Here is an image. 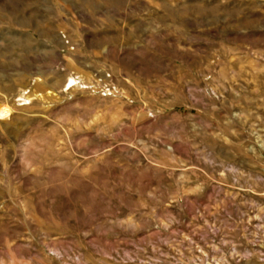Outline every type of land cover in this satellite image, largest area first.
I'll list each match as a JSON object with an SVG mask.
<instances>
[{
	"label": "rangeland",
	"instance_id": "374dc122",
	"mask_svg": "<svg viewBox=\"0 0 264 264\" xmlns=\"http://www.w3.org/2000/svg\"><path fill=\"white\" fill-rule=\"evenodd\" d=\"M0 105V264H264V0H0Z\"/></svg>",
	"mask_w": 264,
	"mask_h": 264
},
{
	"label": "bare ground",
	"instance_id": "6f19581e",
	"mask_svg": "<svg viewBox=\"0 0 264 264\" xmlns=\"http://www.w3.org/2000/svg\"><path fill=\"white\" fill-rule=\"evenodd\" d=\"M9 114V109L7 107L0 105V119L6 118Z\"/></svg>",
	"mask_w": 264,
	"mask_h": 264
},
{
	"label": "crops",
	"instance_id": "0c3cea01",
	"mask_svg": "<svg viewBox=\"0 0 264 264\" xmlns=\"http://www.w3.org/2000/svg\"><path fill=\"white\" fill-rule=\"evenodd\" d=\"M88 4V3H87ZM88 6H90V4H88Z\"/></svg>",
	"mask_w": 264,
	"mask_h": 264
}]
</instances>
